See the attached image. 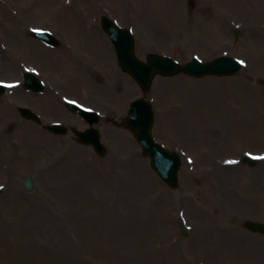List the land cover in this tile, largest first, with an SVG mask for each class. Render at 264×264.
Wrapping results in <instances>:
<instances>
[{"label":"rangeland","instance_id":"1","mask_svg":"<svg viewBox=\"0 0 264 264\" xmlns=\"http://www.w3.org/2000/svg\"><path fill=\"white\" fill-rule=\"evenodd\" d=\"M192 2L0 0V82L13 85L0 96V186H7L0 195V264H264V233L246 227L264 223V159L253 166L230 162L247 153L264 157V0ZM103 15L133 29L141 59L149 52L181 63L229 54L249 67L226 78H156L148 95L155 137L184 156L176 190L120 126L143 93L95 23ZM246 25L256 33L244 32ZM33 29L59 35V45L47 47ZM28 71L54 89L51 99L63 114L41 110L39 100L53 101L46 89L35 94L24 87ZM68 98L108 115L97 125L105 158L69 128L59 137L44 129L55 121H70L76 131L88 127L64 108ZM23 107L42 125L24 119ZM115 133L124 135L123 148ZM26 177L35 180L32 193L22 186ZM246 201L253 206L248 212ZM39 221L42 230L18 231Z\"/></svg>","mask_w":264,"mask_h":264},{"label":"water","instance_id":"2","mask_svg":"<svg viewBox=\"0 0 264 264\" xmlns=\"http://www.w3.org/2000/svg\"><path fill=\"white\" fill-rule=\"evenodd\" d=\"M103 25L106 28L109 36L111 37L115 48L117 50L119 63L121 67L129 72L141 86L144 92H148L153 78L160 74L163 76H173L180 71H185L194 76H204L207 74L227 75L236 73L240 65L237 61L230 58H223L212 64L201 66L196 62L187 65L184 69L179 68L175 62L170 59L152 56L148 57V62H140L134 54V41L129 31L120 30L113 26V24L104 20ZM39 38H45L46 35H38ZM28 85L35 90H41L40 83L34 78H28ZM2 91V90H1ZM133 109L130 112L128 124L133 129L138 139L143 138L145 153L151 156L152 165L155 171L171 185L176 187L177 172L181 163L177 156L169 154L160 146H156L151 141V129L153 127V115L150 106L144 100H139L132 104ZM26 118H35L29 112H23ZM91 123H93L91 121ZM56 132H64L62 128H55ZM97 131L90 129L82 134V141L85 144H92L100 155L105 154V149L101 146ZM147 137H145V136ZM27 190L32 191L34 188L33 181L27 180L25 183ZM255 230H261L258 226H251Z\"/></svg>","mask_w":264,"mask_h":264},{"label":"bare ground","instance_id":"3","mask_svg":"<svg viewBox=\"0 0 264 264\" xmlns=\"http://www.w3.org/2000/svg\"><path fill=\"white\" fill-rule=\"evenodd\" d=\"M234 6H236V4H234ZM238 6V5H237ZM142 12H143V14H144V16L146 17V16H148L147 15V12L144 10V9H142ZM77 17H79V15H76ZM151 21V20H150ZM248 31V33H256V30H254V28L253 27H251V26H248V25H246V29H245V31L244 32H247ZM82 33V32H81ZM254 33V34H255ZM76 36H78V39L77 40H81V38H80V35L79 34H77ZM75 36V37H76ZM36 45H32V51H35V49H36ZM99 55V54H98ZM99 57H100V55H99ZM102 59H104V55L102 54ZM103 62H105V59H104V61ZM106 62H108V60H106ZM247 68H249L248 66H246V68H243V69H247ZM111 75L112 76H114V77H116V76H119L118 74H117V72H112L111 73ZM126 88H128V86H126ZM124 90H126V89H124ZM118 94L119 92H118V90H116L115 92H113V94ZM46 98H52L51 97V93H50V95L49 96H47ZM40 99V98H39ZM47 100V99H46ZM52 100V99H51ZM53 102H49V101H44V100H39V102L37 103L38 104V106L41 108V110H43V111H52V112H54V113H57V112H55V111H59V113L60 114H63L59 109H58V107H57V103H56V100H52ZM65 115V114H64ZM69 128H73L72 127V125H71V123L69 122ZM120 138H122V140L120 141ZM114 139H115V141H116V146L117 147H119V145L120 146H124V144H125V137H124V135H122V134H117V136H116V133H115V135H114ZM214 140V139H213ZM26 145H27V147L29 148V149H31V150H35L34 148H32L31 147V145H28L27 143H26ZM36 146V145H35ZM119 148H123V147H119ZM72 150H74V148H72ZM24 159L25 158H23V161H24ZM29 160V159H28ZM27 160V161H28ZM259 165H261V166H264V164H259ZM263 173H264V170H263ZM222 178H224L225 179V176L224 177H222ZM227 178V177H226ZM228 179V178H227ZM7 190V189H6ZM2 195V194H1ZM134 197H136V196H134ZM231 201H232V199L230 200V201H228V202H230L231 203ZM5 202H7V199L5 200ZM199 206H202V205H206V202L205 201H201L200 200V202L199 203H197ZM243 205H245V207H246V211L248 212V211H250V209H252V203H250V202H248V201H246L245 202V204H243ZM1 217V216H0ZM22 217L23 218H25L26 217V214H23L22 215ZM0 220H1V218H0ZM26 220V219H25ZM44 223L45 222H43V221H39L38 223H32V224H30V226H31V228L29 229L28 228V230H18L19 232H22V233H24L23 231H27L26 233H31V232H36V231H38V230H42L43 229V227L45 226L44 225Z\"/></svg>","mask_w":264,"mask_h":264},{"label":"snow or ice","instance_id":"4","mask_svg":"<svg viewBox=\"0 0 264 264\" xmlns=\"http://www.w3.org/2000/svg\"><path fill=\"white\" fill-rule=\"evenodd\" d=\"M241 64H243V61H240ZM8 87H12L13 85H7ZM258 159H264V157H258Z\"/></svg>","mask_w":264,"mask_h":264}]
</instances>
